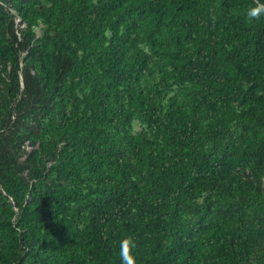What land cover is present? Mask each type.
<instances>
[{
    "label": "trees",
    "instance_id": "trees-1",
    "mask_svg": "<svg viewBox=\"0 0 264 264\" xmlns=\"http://www.w3.org/2000/svg\"><path fill=\"white\" fill-rule=\"evenodd\" d=\"M252 3L0 0V264H264Z\"/></svg>",
    "mask_w": 264,
    "mask_h": 264
},
{
    "label": "rangeland",
    "instance_id": "rangeland-1",
    "mask_svg": "<svg viewBox=\"0 0 264 264\" xmlns=\"http://www.w3.org/2000/svg\"><path fill=\"white\" fill-rule=\"evenodd\" d=\"M12 14H14L15 16V22L16 24H19V26H21L23 29L26 28V24L25 23H21L22 22V17L20 16L19 13H17L16 11H13ZM47 28V25L45 23L42 24L41 28H39V35H42L45 30ZM23 65H25V63H23ZM69 85V81L68 79H65L64 81V87L66 88L67 86ZM86 88H84L85 90ZM46 91V90H45ZM83 87H80L79 89V93L82 95L83 94ZM175 92H172L169 97H171L172 95H174ZM40 103V101H38L37 103H35V105H38ZM133 130L135 133H138V132H142L144 130V125L143 123L138 119L134 122V125H133ZM120 141H118L119 143ZM129 158L127 156V154L124 156L123 160L120 161V164H124L125 161H127ZM245 186H250L252 187V185H257L258 183H261V187L262 189L264 190V173L262 172L260 174V172L256 171V175L254 176H243V182ZM243 186V184H242ZM244 187V186H243ZM0 193H4L1 185H0ZM3 204V200H2V197L0 196V206ZM1 210V208H0ZM264 224V220L261 221V226ZM83 229V226H81V228H77L75 230V233L77 235V239L80 240V241H84V236L82 235V230ZM252 248V252H253V256L251 257V261L254 262L255 258L257 259L259 254H260V250L261 249H264V233L263 235L259 236L257 238V240L252 244L251 246Z\"/></svg>",
    "mask_w": 264,
    "mask_h": 264
},
{
    "label": "clouds",
    "instance_id": "clouds-1",
    "mask_svg": "<svg viewBox=\"0 0 264 264\" xmlns=\"http://www.w3.org/2000/svg\"><path fill=\"white\" fill-rule=\"evenodd\" d=\"M245 22L252 24L264 19V0H253V3L244 11ZM137 247V242L131 235H127L119 241L118 255L121 264H136L134 249Z\"/></svg>",
    "mask_w": 264,
    "mask_h": 264
}]
</instances>
